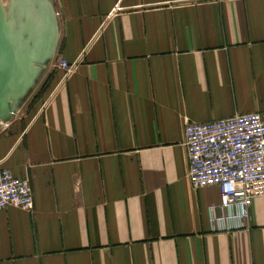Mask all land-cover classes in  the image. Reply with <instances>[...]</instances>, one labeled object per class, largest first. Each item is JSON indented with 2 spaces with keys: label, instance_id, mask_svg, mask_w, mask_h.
I'll list each match as a JSON object with an SVG mask.
<instances>
[{
  "label": "crops",
  "instance_id": "1",
  "mask_svg": "<svg viewBox=\"0 0 264 264\" xmlns=\"http://www.w3.org/2000/svg\"><path fill=\"white\" fill-rule=\"evenodd\" d=\"M52 1L48 83L0 126L34 196L0 210V264H264V196L214 228L220 190L192 187L184 138L264 114V0Z\"/></svg>",
  "mask_w": 264,
  "mask_h": 264
},
{
  "label": "built area",
  "instance_id": "2",
  "mask_svg": "<svg viewBox=\"0 0 264 264\" xmlns=\"http://www.w3.org/2000/svg\"><path fill=\"white\" fill-rule=\"evenodd\" d=\"M67 77L73 65H56ZM188 178L193 188L217 186L220 204L212 207L216 228L228 220L243 224L254 200L264 196V114H235L209 122L187 121L184 128ZM17 207L31 211L34 196L30 179L0 166V210ZM220 209L216 214L215 210Z\"/></svg>",
  "mask_w": 264,
  "mask_h": 264
},
{
  "label": "water",
  "instance_id": "3",
  "mask_svg": "<svg viewBox=\"0 0 264 264\" xmlns=\"http://www.w3.org/2000/svg\"><path fill=\"white\" fill-rule=\"evenodd\" d=\"M60 37L52 0H0V126L27 100Z\"/></svg>",
  "mask_w": 264,
  "mask_h": 264
},
{
  "label": "rangeland",
  "instance_id": "4",
  "mask_svg": "<svg viewBox=\"0 0 264 264\" xmlns=\"http://www.w3.org/2000/svg\"><path fill=\"white\" fill-rule=\"evenodd\" d=\"M4 4L8 6L10 4V0H3ZM49 78H47V75L45 74V71L42 73L40 76L39 80L37 83H48ZM37 86V85H36ZM35 88L30 92V94L27 96V99L31 97L32 94H34ZM42 90V89H41ZM40 92H38L39 94Z\"/></svg>",
  "mask_w": 264,
  "mask_h": 264
}]
</instances>
